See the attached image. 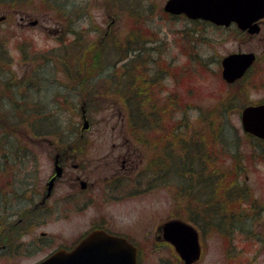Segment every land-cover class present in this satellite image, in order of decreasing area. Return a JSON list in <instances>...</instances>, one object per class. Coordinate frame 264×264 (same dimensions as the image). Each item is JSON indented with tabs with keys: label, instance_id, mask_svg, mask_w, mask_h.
<instances>
[{
	"label": "rangeland",
	"instance_id": "374dc122",
	"mask_svg": "<svg viewBox=\"0 0 264 264\" xmlns=\"http://www.w3.org/2000/svg\"><path fill=\"white\" fill-rule=\"evenodd\" d=\"M1 1L4 0H0V18H2L0 20V42H3L0 45V55L3 57L0 59V77L2 78L0 79V93L4 94L5 98L3 99H6L2 102L19 99L34 103L46 116L45 122L52 124V127L50 126L52 130L50 129V133L44 136L34 135L30 125L27 127V123L21 120L14 123V126H9L5 134L1 133L3 135H0V158L4 153L8 155L5 171L0 172V215H5L16 214L24 206V203L20 205L8 196L10 189L7 185L9 180L7 171L16 173V180L21 185L22 183L26 185V182L30 184L37 182L38 184L44 181L52 170L51 154L49 153L53 148L47 146L44 142L45 139L40 140V138H73L81 127L79 105L76 109L71 103H77L84 99L81 90H76L77 95L72 98L74 101H68L71 98V92H67V88L61 89L58 84L67 80V74L56 62L67 58L68 54L56 55L55 62L40 63L41 59L32 60L30 53L37 52L36 54L39 56L58 45L57 36L61 35L64 39L65 35L69 37L70 34L66 33L68 20L76 15H78V21L74 25V29L84 36L82 40H84L85 47L99 43L97 40L107 29L111 18L115 19L110 24L109 33L111 38L116 40H121L128 34L131 21L126 14L128 7L126 9L124 6H119L122 9H118L116 1L111 4L108 2L109 0H61L68 1L65 4L70 3L75 6V9L70 12L71 14L61 13L48 0H31L29 3L21 2L20 4L17 2L6 4ZM164 2L165 0L147 1L148 4L154 6L153 10H156L153 13L157 14L154 21L150 22V27L158 26L159 29L156 34L153 32V38H159L156 41L158 43L162 40L161 46H156V50L164 59L163 63L167 69L165 71L170 74L166 81L169 84L166 86L167 94L160 91L157 93L158 106L168 104L167 109L163 111L164 115L158 127L166 129L168 126L171 133H175L172 129L179 132L185 131L183 137L187 142L199 138L202 142V151L205 149L207 153L212 148L215 155H223L224 158L214 160L216 166H221L220 171L222 172L232 171L234 165L239 163L238 179L248 185V190L240 192L238 202L232 197L236 195H230L234 202L228 200L225 204L227 203L226 207L229 210H242L244 207L248 211L249 205L253 210L250 211L252 215L249 220L246 221L247 216L243 215L244 217L239 223L242 226L235 228L233 236L228 232V229L224 230L222 261L235 263L247 259L254 260L252 262L254 264H264V144L242 130L239 113L241 107L228 111L223 105H220L224 103L225 100L222 98L228 94L230 89L226 88V84L221 78L218 61L225 54L238 48L253 50L258 54V57L264 60V42L258 40L264 37V28L255 39L250 41L244 35H233L232 28L225 30L226 28L194 24L182 19L167 20L160 10ZM158 7L160 8L158 9ZM68 8L71 10V6ZM63 14L67 15L68 20ZM115 14L119 16L116 17ZM20 17H23L22 20ZM33 20L36 21L33 23ZM195 28L201 32L191 33ZM81 29L86 30L81 32ZM144 33H146V37H152V33L147 34L145 29ZM193 35L201 37L199 42H195L198 46H192L194 44ZM58 51L60 52L61 49L59 48ZM76 52L77 50H75ZM107 52L105 56H107ZM113 52L112 49L109 50L108 62L116 59V53ZM194 54L197 56L194 57ZM167 59H171L169 68L168 62L166 63ZM67 61L68 65L69 60ZM103 71L106 75L107 71ZM260 71V73L254 72V78L258 83L251 82L249 85L248 97L250 100L264 97V67ZM5 80L11 85L17 83L19 86L14 89L6 87ZM68 86L71 88L70 85ZM104 89L107 92H99L98 98L96 96L97 100L86 102L89 127L82 132L81 138H90L91 140V145L86 148L89 155L85 156L86 160H89L85 166V176L88 177L97 173L111 174L114 170V166L113 168L103 166V160L98 159L99 153L97 152L111 151L112 142L118 143L123 138H136L135 133L131 132L130 127H127L126 121L122 118L123 110L121 109L119 112L116 109L119 106V101L114 97L113 90H109L110 88L107 86ZM157 89L158 87L154 89V92H157ZM244 100H246L245 97L240 101L241 106ZM181 117H183V124L175 125V122L179 121ZM26 118H29V123H32L33 114ZM155 132L156 130L154 134ZM161 132L163 133L164 130L161 129ZM104 140L108 142H104ZM7 142L12 145L15 152L4 147ZM221 143L225 148V152L222 154L218 150ZM178 152L181 153V150L179 149ZM151 154L152 151L147 147V150L144 151V160L148 159ZM13 155L15 161H13ZM3 159L4 157L1 158V160ZM199 168L201 165L197 167V169ZM173 170H175L174 167ZM174 177L177 178L176 172ZM228 180H231V177H228ZM144 182L145 190L141 197V203L137 204L142 207L143 211V229L146 228V223L156 222L157 218L161 220L167 215L177 213V210L182 211V199L177 203L178 206L171 207L168 203L167 191L155 194L153 191H149V188L146 189V184L149 183L146 178ZM176 185H174L175 192L178 191ZM220 208V205L215 206L209 202L198 204L194 210H197L196 213L206 212L207 215H217L216 210L219 211ZM253 215L260 216L254 217V219ZM84 219L85 217L82 216L80 223ZM223 220L224 229L226 227L224 216ZM70 221L67 225L66 222L52 223L51 229L74 227L76 223ZM211 224H216V221L212 220ZM46 229L49 232V228ZM213 231L217 238L211 233L207 234V247L202 257L203 260H201L203 264H215L216 258L222 250L221 237L216 234L215 229ZM239 248L242 253L239 252ZM46 251H50V248L48 247ZM42 254L32 252V256L26 259L19 257L22 260L6 255L2 259V264H14L17 261L20 264L29 263Z\"/></svg>",
	"mask_w": 264,
	"mask_h": 264
},
{
	"label": "flooded vegetation",
	"instance_id": "af4514ba",
	"mask_svg": "<svg viewBox=\"0 0 264 264\" xmlns=\"http://www.w3.org/2000/svg\"><path fill=\"white\" fill-rule=\"evenodd\" d=\"M155 15L157 14L155 13L153 15L152 21H154ZM160 15L162 14L160 13ZM164 17H167L168 20L182 19L193 22L194 24L214 26V24H211L206 20L187 18L183 14L174 15L166 13V16L164 15ZM20 18L22 20L23 17ZM114 19H110V23L107 24V29L102 36L98 38L97 41L99 43L104 44V42L111 39L115 40L116 43L123 41L122 43L126 44L129 40L127 34L121 40L111 38L109 27ZM77 21L78 15L74 16L72 23H68L67 27L73 26L70 29L75 31L74 34H76L77 41L84 42V40H82L84 39V36H81L79 31L74 29V25ZM258 23L260 25L259 33H261L264 28V18L258 20ZM214 27L224 28L223 26L217 25ZM225 28V30L231 28L236 30V35L242 34L250 41L259 35V33L257 35L250 34L247 30L240 32V30L233 24ZM85 30L86 29H81L80 31L84 32ZM152 30L155 34L157 31L159 32L158 26H154ZM194 31L199 32L200 30L195 28L191 33H194ZM193 36L194 44H192V46H198L195 42H199L201 37H198V35ZM135 39L136 43L145 42V45L147 44L151 46L156 45L159 47L161 46L160 43H162V40L160 43L156 42L159 38H156L155 42L154 38L149 37H139ZM150 40L152 43H149ZM258 40L259 42H264V37H261ZM235 51L238 52L244 50L238 48L231 52ZM157 59H162V57L159 55ZM168 61L171 62V59ZM51 62H53V60L49 63ZM122 62L125 61L123 60ZM43 63L48 62L44 61ZM263 67L264 60L258 57V54L255 53V59L251 64V68L245 73L251 74V71L254 68L260 73V70ZM156 68L159 74L162 76L165 75L163 82L165 86H168L169 84L166 81L170 74L165 71V67L159 68L156 65ZM66 74L67 80H63V82L58 84L61 86V89L67 88V92H71V98L68 101H74L72 98L74 95H77L76 90L78 89L81 90L82 93L83 90L86 89V92L89 94V102H91V100H97L99 92H107L104 89V84L106 85V81L103 79L105 77L104 71H74L66 72ZM117 75H120L122 78L121 91H123L124 96L116 109L118 111L121 109L123 110V112H121L122 118H124L128 127V103L130 100L126 95H128L129 91L133 88L127 86L128 80L126 78V71H121ZM69 82L70 84H68ZM68 85H70L71 88H69ZM166 94L167 91L165 92V95ZM137 95H139L140 98V90H137ZM3 98H5V96L1 93L0 100H6ZM238 101L239 98H235V102L224 104L223 106L226 110L239 109L240 103ZM9 102L10 101L5 103L8 105ZM261 102H264V97H259L250 101V103L253 104ZM71 103L74 108L76 107L75 105H79V108L82 111L86 110L84 107L86 104L83 100L77 103ZM138 103L140 102L138 101ZM138 107L139 106H137V110L139 111ZM157 120V122L155 121V127L157 126L155 138H152V145L147 146L148 149L152 147L151 151L153 154L154 168L148 170V175L146 177L144 163H146L147 159L144 160V151L147 150V147L142 143V139L144 138H142L141 134H143V132L140 130L136 131V138H123V140L118 143L112 142L113 144L110 146L111 151L102 150L97 152L99 153L98 159L103 160V166H108L110 168H113L114 166V170L111 174L102 175L97 173L94 176H89L91 178L85 176V166L89 163V160H86L85 157L89 155V153L86 152V148L91 145L90 138H40V140L45 139L44 142L47 146L53 148L49 153L51 154L52 170L48 173L44 181L38 184L37 182L31 184L26 182V185H24V183L21 185L16 180V173H11L10 170L7 171L9 174V176H7L9 178L7 185L10 189L8 196L11 200H16L20 205H23L24 203V206L16 214L0 215V264H2V259L6 255L13 257L14 259L22 260V258L26 259L27 257L32 256V252L43 253L42 256L36 258L32 262L22 263L37 264L57 250H73L83 239L96 230L126 239L135 246L137 249L138 264H203L201 260H203L202 257L204 256L207 247V234L211 233L213 234L212 236L217 238L213 231L214 229L216 234L221 237L220 246L222 248L218 257H215V264H254L252 263L254 260L247 259L235 263H224L222 261L223 214L221 208L219 211L216 210L217 215H207L206 212H200L199 216L191 214L192 212L190 209H187L189 214H182L184 212L182 208V211L177 210V213L170 214L169 216L167 215L161 220L157 218L156 222L153 221L146 223V228L143 229V211L142 207L137 206V204L141 203V197L145 190V178L149 182L146 184V189L149 188V191H153L155 194H159L160 191L168 192V203L171 207L175 205L178 206L177 203L179 202L177 200L176 192L174 191L175 183L172 182L174 172L172 171L171 166L175 154L176 141L168 126L166 129L169 133V138H161L163 136L161 129L164 128L158 127L161 119L158 118ZM170 127L172 128V126ZM141 129H143V127ZM172 130L174 132V129ZM80 133H82V131ZM156 133L158 134L156 135ZM104 142L108 141L104 140ZM4 147L9 151L15 152L9 142H7ZM161 155L166 157V160H163L162 167L158 166ZM2 157H4L3 160H1ZM2 157L0 158V172L5 171V163L8 161V155L6 153H4ZM13 161H15L14 155ZM160 179L169 181V183H159ZM232 189L236 192H244L248 189V185L245 183H234ZM155 190H157V192H155ZM201 197H205V195L201 193ZM208 201L209 200L206 197L200 198V203L207 204L209 203ZM220 201L222 200L218 199L215 205L219 206V204H221ZM248 209V211L247 208L239 210L238 212L241 213V216L239 217L243 218V215L245 214L247 218H251L252 213L250 211L253 209L251 206H248ZM82 216H84L85 219L80 223ZM259 216L260 215H253L252 217ZM233 219L236 220L237 218ZM70 220L76 223L74 227H66L65 229L63 227H58L56 230H53V228L51 229L52 223L59 224L61 222H66L67 225V223L71 222ZM212 220L216 221V224H211ZM172 221L185 222L191 225L194 229L199 246V255L195 260L185 261L176 250L174 244L166 239L164 226ZM47 227L49 228V232L46 229ZM173 236H175V234L171 230L170 237L173 238ZM189 237L190 236H188L185 229L179 231V241L184 249L191 245V238ZM48 247L50 248V251H46ZM144 249L147 254L144 252ZM241 251V248H239L240 253ZM208 253H210L209 250ZM8 259L11 260L10 258ZM14 264H20V262L17 261Z\"/></svg>",
	"mask_w": 264,
	"mask_h": 264
},
{
	"label": "trees",
	"instance_id": "16d2710c",
	"mask_svg": "<svg viewBox=\"0 0 264 264\" xmlns=\"http://www.w3.org/2000/svg\"><path fill=\"white\" fill-rule=\"evenodd\" d=\"M30 1L31 0H8L6 2H1L6 4L17 2L20 4L21 2L29 3ZM55 1L56 0L52 1L53 7H56L61 13L70 14L68 12V6L72 7L73 5H71L70 3L65 4L68 1ZM115 1L118 5V9H122L123 6L126 9L128 7V10H125L128 11L126 12V14H128L131 24L129 33L127 34V38L129 40L126 44H123V41H119L118 43H116L115 40L109 39L104 42V44L96 43L94 46L86 45L87 47H85L84 42L77 41L76 34H74L75 31L68 29L66 33L70 34L69 37L65 35L64 39V37L59 35V38H57L56 40L58 41L57 47L50 48L43 54L41 53L39 56H36L33 51L30 53V55L33 54L32 57L34 59H41L40 63L44 61L49 63L51 60L55 62L57 58L56 55L61 56L60 53H67V58L62 59V61L59 60L56 62L59 63L61 70L65 72H98L106 70L107 74L103 78L106 81V85L104 84V87L107 86L108 88H110L109 90H113V94H115L114 97L119 102L122 100L124 94L123 91H121L122 78L117 74H119V72L121 71H126V78L128 80L127 86L133 88L129 91L128 95H126L130 100L128 103V124L130 130L132 133H135V137L137 135V130L142 131L143 134H141V136L142 138H144L142 139V143H144V145L149 144V146H151L153 143L152 138H155L154 131L157 128L154 126L156 125L155 121L157 122L158 118L162 119L164 115L163 111L168 107L167 103L159 107V100L157 99V93L162 92L163 94H165L164 91H166V86L163 82L165 75L162 76L157 72L156 65L159 68H163L161 65L164 63L163 61H161V59H157L159 55L161 56V54L156 51V46L147 44L145 45V42L136 43L135 38H147L146 33H144V29L147 31V34L152 33V37L150 38H153V31L151 30L152 28L150 27V22H152V17L154 15L153 12H155L156 10H153V5L147 3L148 0H109L108 2L114 4L113 2ZM159 8L160 7H158V9ZM63 15L66 17V20H68L67 15ZM115 16L117 17L119 15L115 14ZM68 21L70 22L71 20ZM1 43L3 42H0V45ZM149 43H152L151 40ZM20 45L22 44L20 43ZM59 48L61 49L60 52L58 51ZM111 49L116 52V59L112 62H108L109 60H107V56L109 50ZM75 50H77L76 53ZM106 51H108L107 56H105ZM1 58H3L2 55H0V59ZM67 60H69L68 65ZM123 60L125 62H122ZM0 79L2 78L0 77ZM108 82L110 83L108 84ZM4 84L6 87L12 89L19 86V84L17 83L15 85H11L7 82V80L4 81ZM157 87L158 91L154 92V89ZM137 90H140V98L139 95H137ZM82 94L84 100L88 102L89 94L88 92H86V89L83 90ZM138 101L140 103H138ZM137 106H139L138 109L140 112L137 110ZM30 114H33L32 123H29V118H26L29 117ZM45 119L46 116L44 115L43 111H41V109L34 103H29L26 100L20 101L19 99H14L7 105L5 102L3 103L2 100H0V135H3L1 133L5 134L9 129V126H14V123H18L20 120L26 122L27 127L28 125H30L31 131L34 135H48L52 130V124L45 122ZM11 122L13 123L11 124ZM176 124L177 126L183 124V117H181L179 121L175 122V125ZM142 127L143 129H141ZM163 130L164 132L162 133L163 136L161 138H169L167 129ZM185 133V131L179 132L175 129L174 138L176 144H178L179 142L181 143L184 138L183 135H185ZM73 138L81 137L79 136V134H74ZM198 140L201 145H197L195 140H192L190 142H186L183 140V144L181 143L180 150L182 152V155L180 157L181 159H179L181 165L177 161V174L179 173L182 177V180L180 179L181 181L179 183L182 182L181 185L183 187L181 188L185 189L188 195L189 192L195 193V197L197 199L198 197H200V192H203L209 202L213 205L216 203V201H218V199H221V209L224 213L226 222V227L224 230L226 231L228 229V232L231 234V236H233L235 228L242 226L241 224H237L236 222H234L235 220L233 218H237L236 220H239V223H241V218L239 217L241 216V213L238 212V209L229 210V208L226 207L227 203L225 204V202H227L228 200L231 202H234V200L238 202L240 200V191L236 192L232 189V183L235 181V176L237 175V163L236 165H234L232 171H220L221 166H216L214 160H216L217 158H224L223 155H215L212 152L214 151L212 148L205 155L202 154L205 149H203V151L201 150L202 142L199 138ZM218 150L220 154L225 152V148L222 143ZM152 161L153 155L151 154V156L149 155L148 157L149 166L152 165ZM185 162H187V165L184 164ZM202 162L203 165L207 164V172L203 173L202 170L194 172V170H198L197 167H199ZM184 168L189 170L185 171ZM228 177H231V180H228ZM221 194L223 195V198L221 197ZM230 195H236L232 196L234 197V200ZM198 203H200V201H198Z\"/></svg>",
	"mask_w": 264,
	"mask_h": 264
},
{
	"label": "water",
	"instance_id": "95a60500",
	"mask_svg": "<svg viewBox=\"0 0 264 264\" xmlns=\"http://www.w3.org/2000/svg\"><path fill=\"white\" fill-rule=\"evenodd\" d=\"M163 9L172 14L184 13L190 18H202L216 24L235 21L240 28L258 31L254 20L264 15V0H166ZM254 59L252 53H233L222 59V76L228 80L240 77ZM241 124L245 131L264 138V103L242 109ZM86 127V123H84ZM51 184V182H50ZM50 189V187H49ZM179 223H171L176 227ZM191 232V251H179L188 261L197 257L198 245ZM38 264H136V249L125 239L93 231L71 251L58 250Z\"/></svg>",
	"mask_w": 264,
	"mask_h": 264
}]
</instances>
